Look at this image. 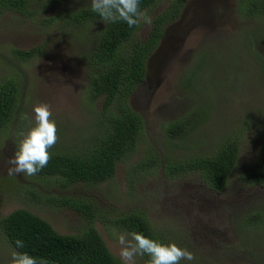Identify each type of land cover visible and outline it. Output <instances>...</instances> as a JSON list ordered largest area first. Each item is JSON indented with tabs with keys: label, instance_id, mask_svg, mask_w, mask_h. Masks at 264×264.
Segmentation results:
<instances>
[{
	"label": "rangeland",
	"instance_id": "1",
	"mask_svg": "<svg viewBox=\"0 0 264 264\" xmlns=\"http://www.w3.org/2000/svg\"><path fill=\"white\" fill-rule=\"evenodd\" d=\"M167 1L161 0L148 16ZM25 3L23 11H0V80L13 76L22 88L18 107L0 130V216L25 208L59 233L78 234L83 215L40 200L50 192L70 194L85 198L108 216L143 214L166 244L175 242L194 253L195 260H181L189 264H264V183L243 182L238 174L256 158L255 137L264 120V16H242L238 0H186L176 19L164 26L145 61L143 81L128 97L142 119L134 150L103 182H79L57 190L46 177L10 175V159L35 125L33 109L38 103L50 106L57 125L58 141L49 150L74 148L92 134L102 101L88 98L80 54L90 47L102 21H86L75 36L63 30L66 26L61 28L59 20L48 25L43 18L90 6L91 0ZM148 29L149 24L141 23L135 36L143 39ZM12 48L35 52L20 61ZM185 115L190 118L185 133L176 139L166 137L163 125ZM232 136L237 137L238 153L222 190L206 186L194 171L168 177L161 165L144 171L133 167L153 150L162 161L208 155ZM29 191L40 199L31 198ZM252 213L258 218L245 221ZM94 226L120 260L118 236L130 232L109 222L96 221ZM12 251L0 232V264H10ZM144 258L137 256L135 264H145Z\"/></svg>",
	"mask_w": 264,
	"mask_h": 264
},
{
	"label": "trees",
	"instance_id": "2",
	"mask_svg": "<svg viewBox=\"0 0 264 264\" xmlns=\"http://www.w3.org/2000/svg\"><path fill=\"white\" fill-rule=\"evenodd\" d=\"M186 0H168L166 5L153 12L152 23L143 39L135 32L138 26L129 27L124 21L106 23L99 14L91 10V5L77 7L66 12H56L43 18L50 25L59 20L61 28L69 34H80L88 20H101L102 24L92 37L80 58L85 63L87 93L89 99L100 98L101 109L94 120L92 134L68 150H49L51 159L46 167L35 176L46 177L53 188L63 190L74 183L98 184L114 174L116 164L127 157L135 148L142 134L141 116L128 104V97L136 85L143 81L145 61L163 34L166 24L178 16ZM161 0H140V10L149 15ZM25 0H0V11L11 9L23 11ZM33 10L26 9L24 14ZM237 9L242 16H264V0H238ZM68 29V30H66ZM78 29V30H76ZM87 46V45H86ZM20 61L29 59L35 49L12 48ZM22 94L20 83L13 76L0 80V130L11 120L13 110L18 107ZM190 118L180 116L163 125V132L169 139L182 136L190 126ZM237 137L221 141L208 155H193L180 160L158 157L157 150L145 153L133 164L140 171L162 167V174L173 177L181 172L194 171L202 182L211 189L222 190L233 171L238 153ZM258 147L253 162L240 171V179L247 183H264V120L258 126L255 137ZM31 198H39L36 192H28ZM43 200L78 211L84 217V224L78 234L57 232L46 220L25 208H14L0 216V232L15 251L28 252L43 259L46 264H122L106 247L96 230V221L109 222L130 233L144 235L165 243V238L154 229L147 218L138 212L128 211L118 216H108L103 210L81 196L50 192ZM258 214H249L245 221H254ZM24 241V248H16L15 241ZM146 263L149 259L144 256ZM180 264H189L180 261Z\"/></svg>",
	"mask_w": 264,
	"mask_h": 264
},
{
	"label": "clouds",
	"instance_id": "3",
	"mask_svg": "<svg viewBox=\"0 0 264 264\" xmlns=\"http://www.w3.org/2000/svg\"><path fill=\"white\" fill-rule=\"evenodd\" d=\"M91 10L106 22L124 21L131 28L141 23L151 24V18L140 10V0H91ZM35 125L23 135L18 150L10 159L13 165L9 174L25 173L28 176L37 174L47 166L51 159L49 149L58 141L56 121L52 119V111L47 103L34 106ZM119 258L123 264H135L137 256L149 257L147 264H180L181 260L193 261L195 255L187 248L175 242L162 243L141 232L120 234ZM16 248H24V241L17 239ZM10 264H46L43 259L28 252L12 251Z\"/></svg>",
	"mask_w": 264,
	"mask_h": 264
}]
</instances>
